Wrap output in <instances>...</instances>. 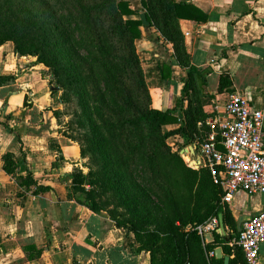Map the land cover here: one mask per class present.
Masks as SVG:
<instances>
[{
    "label": "crops",
    "instance_id": "obj_1",
    "mask_svg": "<svg viewBox=\"0 0 264 264\" xmlns=\"http://www.w3.org/2000/svg\"><path fill=\"white\" fill-rule=\"evenodd\" d=\"M184 1L196 10V20H182L179 27L192 71L201 76L194 86L206 101L207 118L193 135L201 143L211 110L218 106L222 112L229 94H241L256 109L264 104V0ZM127 2L136 12L131 19H142L141 0ZM140 31L135 46L151 107L179 114L176 103L186 97L187 70L153 28ZM31 61L16 55L12 43L0 46V264H151L131 234L72 194L68 176L76 164V144L59 124L55 112L61 106L50 79ZM222 75L229 86L219 92ZM187 105L185 100L182 110ZM180 124L179 118L163 132ZM167 144L180 153L189 146L196 152L199 143L185 146L176 135ZM28 176L35 184L21 187L17 179ZM225 209V237L219 227L214 233L236 248L230 244L247 219L264 211V196L239 193ZM214 233L204 237L206 244L213 242ZM259 264H264V245Z\"/></svg>",
    "mask_w": 264,
    "mask_h": 264
},
{
    "label": "trees",
    "instance_id": "obj_2",
    "mask_svg": "<svg viewBox=\"0 0 264 264\" xmlns=\"http://www.w3.org/2000/svg\"><path fill=\"white\" fill-rule=\"evenodd\" d=\"M37 3L42 19L33 13L31 0H24L20 6H15L12 0H0V10L5 14V9H10L17 17L23 14L28 22H34L31 26L20 22L25 26L20 31L26 35L33 30L35 41L31 45L38 46L37 51L44 53L47 47L59 46L58 51L64 48L68 52L69 87L81 83L74 60L86 71V81L81 84H91L93 95L88 99L92 105L83 100L80 88L75 87L84 106L85 121L82 120L81 127L85 124L88 127L83 134L87 148L85 152L83 145L82 151L91 153L95 160L115 158L134 185L137 210L145 213V219L136 220L145 228L129 230L127 222L119 219L123 215L110 210L109 217L116 227L133 235L139 250L150 255L151 264H223L213 255L218 247L230 258V264H244L241 251L226 245L218 234L214 233L213 242L206 244L198 233L197 229L211 219H218L219 215L226 219L221 191L208 170L189 168L167 144L176 135L184 139L185 146L200 143L193 135L198 132L197 125L207 118L203 111L206 101L201 100V92L194 86L195 77L201 76L192 71L179 27L182 20H196L195 8L184 0H141L143 17L134 20L131 17L136 12L124 0H39ZM47 13L55 18L49 22L53 30L43 20ZM144 26L153 28L163 41L172 45L175 60L187 70L186 97L176 103L179 114L151 107L135 46ZM52 37L56 38L54 43ZM9 42L17 53L28 54L14 36L2 38L0 46ZM54 55L57 57L56 52ZM65 75L64 70H57L53 79L61 83ZM203 82L202 79L200 84ZM228 86L227 77L222 75L219 92ZM185 100L188 105L182 110ZM89 107H94V111L87 114ZM179 118V129L163 132L164 126L177 124ZM17 181L21 187L35 184L30 176ZM85 181L82 176L72 178V194L91 211L102 212L92 194L82 188ZM155 219L156 226L149 230L148 225L152 226L149 221L153 224Z\"/></svg>",
    "mask_w": 264,
    "mask_h": 264
},
{
    "label": "rangeland",
    "instance_id": "obj_3",
    "mask_svg": "<svg viewBox=\"0 0 264 264\" xmlns=\"http://www.w3.org/2000/svg\"><path fill=\"white\" fill-rule=\"evenodd\" d=\"M23 1L24 0H12V3L15 6H20ZM124 1L127 2V0ZM37 2H39V0H31V7L35 10L33 13L41 17V11H39L40 6ZM5 12L6 13L3 14L0 10V40L2 38L14 36L19 44H21L22 48H25L27 50L26 52L29 54L23 56L14 50L16 55L25 59H31V62L35 65L42 67V73L50 79L51 87L54 91L53 98L55 101L59 102L61 106V109L55 112L59 119V124L65 130V136L76 144V164L72 165V170L68 176L70 186L72 185V178L74 179L75 176L85 177L86 183L82 185V188L86 192L92 194V198L95 199L103 213L110 216L108 213L110 210H117L119 214L124 216L119 217V219L120 221L127 222V229H144V225L138 224L136 220L145 219V213H140L142 210H137L138 208L135 202L136 197L133 192L134 185L131 179L127 177L126 169H124L115 158L113 161L111 159L108 160V158L95 160L91 153H83L82 151V146L84 145L86 152L87 144L84 141L83 134L88 127H86L87 124H85L84 128L81 127V122L82 120L85 121V119H83L84 113H82L84 112V106L82 103L80 104V99L83 98V100H87L88 103L92 105L88 97L93 95L90 83L86 85L81 84L84 83L87 78L86 71L82 64L78 60H74L73 64L77 67L78 71L76 73L80 75L81 83L75 84L73 88L69 87L68 84H70L69 82L71 80L67 79V73L69 72L67 68L69 60H67V58L70 57L68 52L64 48L58 51L59 46H51L52 48L50 49L47 47L44 53L39 52L40 50L37 51L36 48H38V46L31 45L35 41V33L33 30L31 33L27 32L26 35L20 31V29H25V26H22L20 22L27 23L28 26H31L34 22H30V20L28 22L23 14L17 17L10 9H5ZM50 19L53 21L55 20L54 16L49 13L46 14V18H43L48 24ZM49 28L52 29L50 24ZM28 30H31V28H28ZM51 40L52 43H54L53 40H56V38L52 37ZM54 52H56L57 57H55ZM139 57H141V55ZM57 70H64L66 72L61 83H57L58 81L56 82V80L53 79V74ZM76 86L80 88L79 90L83 94L82 98L80 94L75 93ZM93 108L89 107L87 114L94 111ZM90 121L91 120H89V122ZM96 121L100 124L97 119ZM173 148L175 147H171V149ZM106 167H108V170H106ZM149 222L152 226L148 225L149 227H147L149 230H153V226H156V219L153 221V224L151 221Z\"/></svg>",
    "mask_w": 264,
    "mask_h": 264
},
{
    "label": "built area",
    "instance_id": "obj_4",
    "mask_svg": "<svg viewBox=\"0 0 264 264\" xmlns=\"http://www.w3.org/2000/svg\"><path fill=\"white\" fill-rule=\"evenodd\" d=\"M206 139L197 144L199 169L208 170L220 189L221 204L229 205L239 194L264 196V104L256 109L241 94L228 95L222 109L211 110ZM217 218L199 227L204 238L218 230ZM244 264H259L264 245V211L247 219L233 244Z\"/></svg>",
    "mask_w": 264,
    "mask_h": 264
},
{
    "label": "water",
    "instance_id": "obj_5",
    "mask_svg": "<svg viewBox=\"0 0 264 264\" xmlns=\"http://www.w3.org/2000/svg\"><path fill=\"white\" fill-rule=\"evenodd\" d=\"M180 157L184 161V163L191 169L193 170H198L199 169V159L196 155L195 152V147L194 146H189L187 149L181 151L179 153ZM218 221H219V233L225 237V228L222 220V216H218ZM225 243H228V239L225 238ZM214 258L218 261H223V264H230V258L227 256L223 255L222 249L221 248H216L213 252Z\"/></svg>",
    "mask_w": 264,
    "mask_h": 264
}]
</instances>
